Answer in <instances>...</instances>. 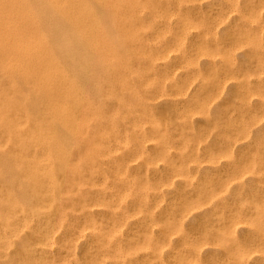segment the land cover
Segmentation results:
<instances>
[{"label":"rangeland","instance_id":"374dc122","mask_svg":"<svg viewBox=\"0 0 264 264\" xmlns=\"http://www.w3.org/2000/svg\"><path fill=\"white\" fill-rule=\"evenodd\" d=\"M62 1L26 0L65 115L0 69V264H264V0Z\"/></svg>","mask_w":264,"mask_h":264},{"label":"bare ground","instance_id":"6f19581e","mask_svg":"<svg viewBox=\"0 0 264 264\" xmlns=\"http://www.w3.org/2000/svg\"><path fill=\"white\" fill-rule=\"evenodd\" d=\"M47 2L54 8L55 11L61 12L64 17H66L67 15V18L70 19L69 15L65 11V5L62 0H47ZM98 2L105 6V0H98ZM30 7L27 5L26 0H0V54L2 57V59H0V69L4 70L7 66L15 67L20 75L23 76L26 80L35 81L37 88L49 97V104L51 109H57L56 111L58 113H64L65 115L67 106L65 105V103L59 102L58 98L54 96V93H56V88H54V86L52 85V80L66 83L67 78L62 73L60 69V62L54 56L55 54L53 53V51L46 49V38L41 30L42 28L40 29V27L42 26L40 25L39 27L37 23V14H35V10L33 11ZM91 8L85 2H82L80 8L81 12L78 18L75 20V17L73 15L71 16V18L73 23H75L76 31L79 33V35L81 34L86 42L89 43L92 51L95 53V55L98 56L99 61L105 64V31L103 30L100 18L92 12ZM97 8L98 11L100 10L99 12L104 11H101L102 9H100V7ZM69 90L73 91V89H71L70 87ZM11 122L12 121L3 118L0 113V148L3 146L5 141L10 138V136H12L13 138V135H11ZM90 146L94 151H98V145L95 142H91ZM39 150L36 152L37 154L31 152L30 154H21V156H29V158L49 157L50 154L48 152H44L43 149L40 151Z\"/></svg>","mask_w":264,"mask_h":264}]
</instances>
